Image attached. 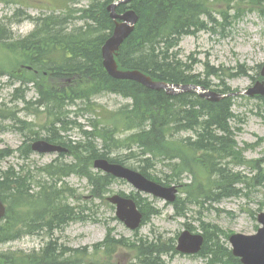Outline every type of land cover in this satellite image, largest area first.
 <instances>
[{
    "label": "trees",
    "instance_id": "16d2710c",
    "mask_svg": "<svg viewBox=\"0 0 264 264\" xmlns=\"http://www.w3.org/2000/svg\"><path fill=\"white\" fill-rule=\"evenodd\" d=\"M0 1L9 4L19 2ZM114 1L117 0H53L49 14L32 17L36 25L29 34L13 39L9 32V38L0 40V50L5 51L14 62L31 66L29 70L19 66L18 69L12 67L6 70L11 81L19 83L14 96L28 102L24 94L31 83L39 98H48L42 106L45 108L44 124L47 129L43 138L67 146V154L72 156L69 161L56 158L31 168L28 163L32 154L29 143L39 138L38 132L32 128L31 122L11 114V119L18 123L17 128H24L27 133L23 134L26 138L17 150L0 148V161L15 152H19L17 158L22 161L0 167V199L7 206L5 217L0 222V244L24 235L39 234L46 238V242L40 249L30 252L1 250L0 264L98 263L90 259L88 247L64 246L55 232L63 230L70 222L89 218L84 213L88 204H79V193L67 182L64 183L63 177L76 175L86 179L89 185L86 202L104 200L114 178L94 170L92 162L96 158L107 157L122 163L120 157L109 156L113 149H125L129 155L137 156L141 161L140 172L151 179L161 180L149 172L154 159L165 161L169 170L174 172V175H166L170 180L174 177L179 179L183 170L193 174L195 166L204 172L205 176L195 184L193 191L186 186L187 199H179L176 204L179 215L184 214L186 201L202 203L203 198L235 192L239 179L223 162L229 156H233L235 163L243 160L241 152L236 149L229 123L234 116L232 99L208 101L194 92L169 94L163 89H150L136 81L108 75L102 65L101 46L114 26L106 9ZM253 3V0H132L128 4H119L117 12L131 7L136 11L138 21L115 55L118 67L139 70L154 81L194 83L205 87L215 84L222 88L221 91H229L225 80L247 74L243 66L238 65L232 70L205 62L204 71L194 73L195 63L183 61L179 43L183 36L195 35L220 22H228L231 18L226 20L229 11L236 16L241 7ZM22 7L15 9V20L25 14ZM65 17L68 18L66 24L70 23L64 32L67 39L53 37L48 25L61 27L62 23H55V20ZM78 21L80 24H76ZM0 25H3L1 21ZM1 64L0 72L6 68L4 62ZM59 82H63L64 86H58ZM104 93L121 95L131 99V103L118 113L108 112L105 117L90 102L93 96ZM256 97L264 101L262 96ZM38 99L33 103L44 101ZM81 110L94 114L88 122L90 130L68 117L70 113ZM70 125L82 134L81 140H72L69 135L61 133L66 132ZM128 130L133 132L119 137L120 133ZM182 131H188L190 135L181 138L178 134ZM97 142L101 143L100 148ZM254 167L258 173L241 181L252 185L263 184L262 166L256 163ZM35 176L44 177L47 184L33 183ZM132 196L139 204L147 201L138 194ZM201 228L205 238L202 254L209 256L212 264H226L232 260L233 264H239L220 242V230L216 226L202 222ZM111 230L108 229L103 241L92 246L96 253L91 256L92 259L101 252L112 256L118 248L131 244L137 258V262L132 264H165L160 257L162 245L146 239L130 243L127 238L111 236Z\"/></svg>",
    "mask_w": 264,
    "mask_h": 264
},
{
    "label": "rangeland",
    "instance_id": "374dc122",
    "mask_svg": "<svg viewBox=\"0 0 264 264\" xmlns=\"http://www.w3.org/2000/svg\"><path fill=\"white\" fill-rule=\"evenodd\" d=\"M16 3L0 2V20L7 24L12 31V38L23 37L28 34L35 24L30 18L22 17L17 21L14 18V11L17 7L23 6V10L31 17H36L49 13V7L53 5L51 0H18ZM254 3L250 8H241L240 15L233 17L230 22L223 24L220 22L215 26H210L208 29L198 32L195 35L183 36L179 43V52L183 61L194 64V72H202L205 68V62L215 67L223 66L235 68L238 65L243 66L247 70V74H238L226 79L227 85L233 91H245L252 86L258 77L261 65L264 63V11L261 12V4L264 6V0H253ZM260 1V3H258ZM50 2V3H49ZM22 4V5H21ZM232 12L228 14L226 20H229ZM18 19V18H17ZM3 58V60H2ZM4 62L6 68L18 69L20 63L14 62L12 58L6 55L4 51L0 58ZM23 65V64H22ZM217 82L215 78H212ZM19 83H13L6 75L0 73V148L10 147L16 149L25 140L24 133L26 130L14 128L18 123L11 119V114L17 117L30 121L32 128L38 132L39 137H44L47 134L45 126L46 114L44 109L40 108L38 112H33L34 109H29L28 105L39 98L36 91L28 84V89L24 94L25 102L20 98H16L15 88ZM58 86H64L63 82L57 83ZM213 87L217 88L216 85ZM41 97V96H40ZM83 105L81 101H78ZM96 108L101 110L105 117L107 113L116 111L118 113L124 106L131 103V99L114 93H104L93 96L90 100ZM233 111L237 117L242 118V122L237 121V117L231 122L232 125H241V130L236 132L235 139L239 146L244 143L254 144L258 138L263 140L247 151H244L246 159H264V101L255 97H238L235 98ZM73 109V108H72ZM69 119H74L78 123L89 128V119L94 117L93 113L86 111H78L70 113ZM107 122H111L107 118ZM68 128L62 134L69 135L74 140H79L80 134L75 127ZM133 131H125L119 134L120 138L128 136ZM188 132H182L178 136H185ZM98 148L101 143L97 142ZM134 151V149H133ZM19 152H15L12 156L0 161V167L5 168L10 163L19 164L22 161L18 160ZM110 157L118 158L123 164L139 169L141 161L137 156L129 155L125 149L110 150ZM57 154H37L32 153L30 156L31 168L39 167L52 161ZM60 159L71 160L69 155ZM234 170L242 172L250 176L253 172L248 166L235 167ZM149 172L156 177H160L161 181L168 185L176 184L179 186L177 198L187 199L185 188L182 184L190 186L193 191L195 184L202 178L196 166L193 174L181 172V178L178 181L177 177L172 180L166 175L171 171L168 169L165 161L154 159V165L149 168ZM67 184L73 187L79 196L77 197L79 204H88V208L84 213L88 215V219L84 221H73L68 223L63 230H57L55 235L60 238V241L69 247L91 246L93 243L102 240L106 233V225L114 228L111 235L116 237L125 236L131 239L136 237L153 236L163 234L165 237H175L185 227V223L189 224L194 232L202 231L201 221L209 222L218 225L223 229V233H243L253 234L256 232L260 223L257 221V214L264 211V184L257 185L252 188H244L241 194L236 198H223L217 201L206 200L202 205L198 203H186L185 214L178 216L175 213L173 204H167L164 200L148 196L149 200L155 209L159 210L154 214L153 210H146L147 221L141 225L138 232L134 235V231H130L125 225L115 217L114 207L111 208L105 200L93 199L94 202H86L89 192V186L85 178H79L76 175H70L65 178ZM242 187V184H237ZM110 191L106 195L122 191L126 194L135 192V188L127 181L116 179L109 187ZM145 195V194H142ZM72 201V200H70ZM228 244L227 238H223ZM46 238L43 235H24L19 239L0 244L2 250H23L30 252L40 249ZM90 259L98 262L96 264H131L133 254L129 250H116L112 256L99 253L94 259L91 256L96 255L89 248ZM169 264H206V259L197 255L188 256L182 254H172L163 256Z\"/></svg>",
    "mask_w": 264,
    "mask_h": 264
},
{
    "label": "water",
    "instance_id": "95a60500",
    "mask_svg": "<svg viewBox=\"0 0 264 264\" xmlns=\"http://www.w3.org/2000/svg\"><path fill=\"white\" fill-rule=\"evenodd\" d=\"M131 0H119L107 6L109 16L114 20V28L110 37L101 47L102 63L108 74L117 79H130L137 81L148 88L164 89L168 93L194 91L200 97L210 101H217L225 96L215 91L209 90L200 85L188 84H166L163 82H155L149 76L138 70H118L114 60V54L119 49L123 41L133 31L138 20V16L133 9H128L124 13L115 12V7L120 3H127ZM264 74V66L261 72ZM241 93V92H239ZM235 94V93H234ZM246 94H259L264 96V83L257 81L254 86L249 88ZM32 149L38 152H54L65 150L59 145L48 143L44 140L35 141ZM94 167L102 169L116 177H121L132 183L138 190L151 193L154 196L164 198L168 201L175 199L176 188L174 186L164 187L157 184L137 171L126 168L120 164L110 163L106 159H96ZM111 203L116 204V214L129 228H136L141 221V213L136 209V205L132 199L123 198L119 195H112L108 198ZM5 213L3 203L0 201V219ZM258 221L262 223V227L254 235L236 234L230 237L233 245V254L240 256L243 264H264V213L258 215ZM203 238L201 235L191 234L189 231H183L178 238V249L183 252H196L200 249Z\"/></svg>",
    "mask_w": 264,
    "mask_h": 264
},
{
    "label": "bare ground",
    "instance_id": "6f19581e",
    "mask_svg": "<svg viewBox=\"0 0 264 264\" xmlns=\"http://www.w3.org/2000/svg\"><path fill=\"white\" fill-rule=\"evenodd\" d=\"M52 13H53V12H52ZM52 13H51V14H52ZM55 13H57V11H56ZM26 14H27V13L25 12V14L20 15V20H21L22 17L27 18V15H28V14H27V15H26ZM47 14H49V13H47ZM67 20H68L67 17L55 20V23H59V22L62 23V26H61V27H57V26L54 25V24H53V25H48V26H49V29H50V32H51V35H52L53 37H55V38L63 37V38H66V39H67V36L64 34V32H65V28L68 29V28L70 27V23H67V24H66ZM0 21H1V20H0ZM1 24H3V25H0V40H5V39L9 38V36H10V33H9V32H11V30L9 29V27L7 26V24L4 23L3 21H1ZM60 29H62L63 32H62ZM47 99H48V98H46V99L44 100L43 97H40V98L38 99V101H39V100H44L43 102H41V103H30V104L28 105V108H29V109H34L33 112H38V111L40 110V108H42V106L45 105ZM27 103H28V102H27ZM63 147H64V149H65L66 151L68 150L67 146L64 145ZM30 181H31V180H30ZM62 181H63L64 183L66 182L65 177H63ZM32 182H33V183L35 182V183H37V184L40 183V184L45 185V184H47V179H45V178L42 177V176H35L34 178H32ZM31 184H32V183H31Z\"/></svg>",
    "mask_w": 264,
    "mask_h": 264
}]
</instances>
